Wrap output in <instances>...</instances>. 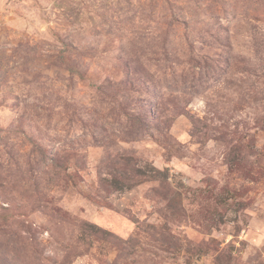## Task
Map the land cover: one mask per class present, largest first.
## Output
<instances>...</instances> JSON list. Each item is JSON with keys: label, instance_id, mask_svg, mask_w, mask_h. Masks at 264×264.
Returning <instances> with one entry per match:
<instances>
[{"label": "rangeland", "instance_id": "obj_1", "mask_svg": "<svg viewBox=\"0 0 264 264\" xmlns=\"http://www.w3.org/2000/svg\"><path fill=\"white\" fill-rule=\"evenodd\" d=\"M0 264H264V0H0Z\"/></svg>", "mask_w": 264, "mask_h": 264}]
</instances>
